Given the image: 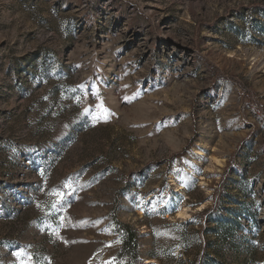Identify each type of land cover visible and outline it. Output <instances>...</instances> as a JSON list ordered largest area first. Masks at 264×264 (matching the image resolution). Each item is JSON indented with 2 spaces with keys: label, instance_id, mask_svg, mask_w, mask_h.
I'll return each instance as SVG.
<instances>
[{
  "label": "rangeland",
  "instance_id": "1",
  "mask_svg": "<svg viewBox=\"0 0 264 264\" xmlns=\"http://www.w3.org/2000/svg\"><path fill=\"white\" fill-rule=\"evenodd\" d=\"M0 264H264V0H0Z\"/></svg>",
  "mask_w": 264,
  "mask_h": 264
},
{
  "label": "trees",
  "instance_id": "2",
  "mask_svg": "<svg viewBox=\"0 0 264 264\" xmlns=\"http://www.w3.org/2000/svg\"><path fill=\"white\" fill-rule=\"evenodd\" d=\"M124 228L127 230L126 239L124 241V248L132 252L137 251V245H138V240H139L138 232L135 231L130 226H124Z\"/></svg>",
  "mask_w": 264,
  "mask_h": 264
},
{
  "label": "bare ground",
  "instance_id": "3",
  "mask_svg": "<svg viewBox=\"0 0 264 264\" xmlns=\"http://www.w3.org/2000/svg\"><path fill=\"white\" fill-rule=\"evenodd\" d=\"M217 163H219V161H217ZM191 212H192V211H190L189 209H183V210H181V211H179V212L177 213L176 218H177L178 220H181V221H186V220L190 219V217H191Z\"/></svg>",
  "mask_w": 264,
  "mask_h": 264
},
{
  "label": "snow or ice",
  "instance_id": "4",
  "mask_svg": "<svg viewBox=\"0 0 264 264\" xmlns=\"http://www.w3.org/2000/svg\"><path fill=\"white\" fill-rule=\"evenodd\" d=\"M55 206V205H54ZM18 255H19V253H18Z\"/></svg>",
  "mask_w": 264,
  "mask_h": 264
}]
</instances>
